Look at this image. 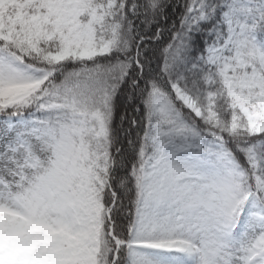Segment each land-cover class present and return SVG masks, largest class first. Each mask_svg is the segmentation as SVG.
I'll return each instance as SVG.
<instances>
[{"label": "snow or ice", "instance_id": "1", "mask_svg": "<svg viewBox=\"0 0 264 264\" xmlns=\"http://www.w3.org/2000/svg\"><path fill=\"white\" fill-rule=\"evenodd\" d=\"M0 264H264V0H0Z\"/></svg>", "mask_w": 264, "mask_h": 264}]
</instances>
